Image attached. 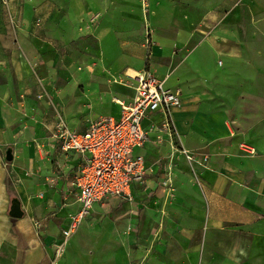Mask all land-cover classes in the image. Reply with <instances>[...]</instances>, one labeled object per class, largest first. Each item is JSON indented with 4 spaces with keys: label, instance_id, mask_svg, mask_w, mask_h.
<instances>
[{
    "label": "crops",
    "instance_id": "0c3cea01",
    "mask_svg": "<svg viewBox=\"0 0 264 264\" xmlns=\"http://www.w3.org/2000/svg\"><path fill=\"white\" fill-rule=\"evenodd\" d=\"M202 1L151 0L155 14L152 23L167 27L170 6L197 8ZM214 1L205 2L211 5ZM51 10L59 14L58 20L48 19ZM135 12L136 0H44L37 9L42 20L25 29L29 38L22 40V45L27 51L28 45L35 48L38 71L56 83L61 81L62 91L75 93L69 100L76 108L90 109L84 114L73 109L71 114L77 124L85 121L77 128L66 122L70 129L84 131L88 122L99 116L119 117L120 108L114 100L127 101L133 95L132 89L123 82L133 85L132 78L144 70L147 63L137 23L129 19L135 17ZM67 14L72 21L61 19ZM94 16L97 18L93 19ZM156 39L161 45L152 48V58L169 55L164 47L166 40L159 35ZM17 57L18 53L12 56L16 63ZM191 57V62L188 59L183 66L185 74L198 70L199 59L204 65L200 54ZM149 65V71L157 79L166 78V66L159 67L152 62ZM17 67L23 75L22 63ZM164 68L166 72L162 75ZM172 75L178 78L179 72L167 75L164 86ZM165 87L176 90L175 84ZM181 99L185 107L174 110L172 115L184 146H190L191 136L206 137L201 148L208 152L209 161L208 167L199 172V179L207 190L202 194L192 185L179 190L181 206L167 217L169 223L162 245L145 251L135 246L136 238L128 242L111 221L104 223L99 231L87 230L85 220L95 211L122 203L119 198L111 197L93 205L76 235L65 243L61 258L56 257L63 244L60 235L80 206L77 191L70 184L80 158L75 153L61 152L52 140V148L60 160L50 169L45 196H37L28 189V182L22 181L18 186L23 191L20 218L10 216L8 188L0 178V264H94L97 261L101 264H206L211 254L212 264H219L215 257L223 245L218 238L225 232H228V248L232 253L228 264H264V144L256 146L262 156L240 157L235 142L224 132L206 130L199 134V114L192 111L189 100L182 93ZM54 122L55 118L51 131ZM0 140L7 138L1 136ZM29 140L25 134H8V149L19 146L14 141ZM147 144L138 150L145 159ZM23 163L28 165V160L24 158ZM139 184L134 185L133 196ZM128 207L129 204H124L119 214L112 215L113 219L120 217ZM188 222L192 227L186 225Z\"/></svg>",
    "mask_w": 264,
    "mask_h": 264
},
{
    "label": "rangeland",
    "instance_id": "374dc122",
    "mask_svg": "<svg viewBox=\"0 0 264 264\" xmlns=\"http://www.w3.org/2000/svg\"><path fill=\"white\" fill-rule=\"evenodd\" d=\"M43 1L0 0V138H7L0 140V178L8 188L10 206L14 201L22 203L23 191L18 188L22 181L28 182V189L37 196H45L50 169L60 160L52 148L53 119L60 115L69 126L77 128L82 127L85 120L77 124L71 114L73 109L82 114L90 112L89 108L72 105L69 98L75 93L62 91L61 81L56 83L43 76L38 71L35 48L28 45L27 51L22 45V40L29 38L25 29L42 20L37 9ZM205 1L197 8L170 6L168 26L158 27L152 23L155 14L151 0H136L137 12L129 19L136 21L146 50L144 70L149 71L152 62L168 68L166 78L179 72L178 78L172 75L165 86L175 84V89L187 97L188 106L199 114V134L206 130L224 132L235 142L240 157L262 156L256 146L264 144V0H215L211 5ZM48 19L58 20L59 14L51 10ZM61 19L73 20L68 14ZM52 31L50 29L49 33ZM158 35L166 40L164 47L169 55L153 59L152 48L161 45L156 39ZM14 53H18V63L12 59ZM197 54L203 57L204 65L199 59L197 71L183 73L184 64ZM21 63L23 75L17 69ZM165 72L166 68L161 74ZM165 79L160 81L164 83ZM160 119L156 117L154 122ZM149 132L147 175L136 187L132 200L122 201L118 207L100 208L85 220L90 231H99L104 223L111 221L128 242L136 238L135 246L145 251L163 244L169 223L167 217L181 206V188L192 185L202 194L207 190L199 179V172L208 167L209 161L208 152L201 148L206 137L191 136L193 147L190 142V146L185 147L173 118L155 124ZM8 134H25L30 140L14 141L19 146L8 149ZM241 145L254 149V153H246ZM8 152L13 157L11 162L6 160ZM24 158L28 165L24 166ZM124 204H129L127 210L113 219L112 215L119 214ZM186 225L192 227L191 222ZM174 228L177 230L178 225ZM218 239L223 247L215 258L219 264H228L232 255L228 232ZM60 240L64 249L59 259L66 243L63 235ZM212 262L211 254L206 264Z\"/></svg>",
    "mask_w": 264,
    "mask_h": 264
},
{
    "label": "built area",
    "instance_id": "2783aa9c",
    "mask_svg": "<svg viewBox=\"0 0 264 264\" xmlns=\"http://www.w3.org/2000/svg\"><path fill=\"white\" fill-rule=\"evenodd\" d=\"M132 80L133 85L123 82L133 91L129 100H114L120 108L117 118L96 117L84 131H79L70 129L60 115L55 117L51 131L55 147L80 158L70 179L80 206L62 231L64 243L75 234L94 204L111 197L132 200L134 185L142 182L148 170L146 159L138 150L149 142V130L155 124L172 119L174 110L182 107L180 90L166 88L150 71L142 70ZM156 117H161L159 122H154ZM241 149L254 153L245 145ZM62 249L61 246L56 257Z\"/></svg>",
    "mask_w": 264,
    "mask_h": 264
},
{
    "label": "water",
    "instance_id": "95a60500",
    "mask_svg": "<svg viewBox=\"0 0 264 264\" xmlns=\"http://www.w3.org/2000/svg\"><path fill=\"white\" fill-rule=\"evenodd\" d=\"M6 160L9 162L13 160L12 154H10V152H8V154L6 155ZM10 216L13 218H20L22 216L20 203L16 201L13 202L11 209H10Z\"/></svg>",
    "mask_w": 264,
    "mask_h": 264
},
{
    "label": "bare ground",
    "instance_id": "6f19581e",
    "mask_svg": "<svg viewBox=\"0 0 264 264\" xmlns=\"http://www.w3.org/2000/svg\"><path fill=\"white\" fill-rule=\"evenodd\" d=\"M16 202H18V203H19V201H16Z\"/></svg>",
    "mask_w": 264,
    "mask_h": 264
}]
</instances>
